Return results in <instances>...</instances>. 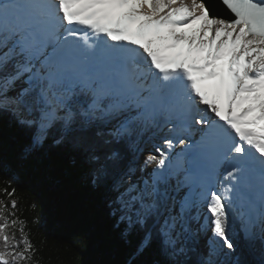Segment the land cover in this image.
Here are the masks:
<instances>
[{
	"label": "snow or ice",
	"instance_id": "1",
	"mask_svg": "<svg viewBox=\"0 0 264 264\" xmlns=\"http://www.w3.org/2000/svg\"><path fill=\"white\" fill-rule=\"evenodd\" d=\"M219 2L0 0V171L85 187L137 264H264V0Z\"/></svg>",
	"mask_w": 264,
	"mask_h": 264
},
{
	"label": "trees",
	"instance_id": "2",
	"mask_svg": "<svg viewBox=\"0 0 264 264\" xmlns=\"http://www.w3.org/2000/svg\"><path fill=\"white\" fill-rule=\"evenodd\" d=\"M10 137L16 143L24 142L22 135L10 133ZM65 166L70 164L66 162ZM13 190L14 195H10ZM13 200L16 209L3 210L8 214L7 231L17 237L23 234L34 246L35 260L30 254L22 264H137L134 249L138 236H124L100 213L83 211L84 205H90L91 194L79 183H40L27 172L19 173L14 181L0 171V203L10 206ZM12 218L17 220L14 226ZM237 243V254L230 258L232 264H237V258L254 261L240 239Z\"/></svg>",
	"mask_w": 264,
	"mask_h": 264
},
{
	"label": "rangeland",
	"instance_id": "3",
	"mask_svg": "<svg viewBox=\"0 0 264 264\" xmlns=\"http://www.w3.org/2000/svg\"><path fill=\"white\" fill-rule=\"evenodd\" d=\"M159 142H160L159 141V137H154L151 134V135H149V137L147 138V140L145 142H143V146L146 147V148H148V149H151L154 143H159ZM149 154H155V153H150V152H145L144 153V155H149ZM149 167L150 168H155L156 165L155 164H152V165H149ZM4 205H5L4 203H0V209L4 210L5 209ZM235 226H236L237 231H238L239 228H240L239 222H237L235 224ZM240 242H241L242 246L245 248V250L247 252H249V254L251 255V257L253 259H255V260L258 259V256L256 255V253L252 250V248L248 245V243L245 240H243L242 238H240Z\"/></svg>",
	"mask_w": 264,
	"mask_h": 264
},
{
	"label": "water",
	"instance_id": "4",
	"mask_svg": "<svg viewBox=\"0 0 264 264\" xmlns=\"http://www.w3.org/2000/svg\"><path fill=\"white\" fill-rule=\"evenodd\" d=\"M211 8L214 13H219L221 15H227L228 13L224 10L219 2V0H210Z\"/></svg>",
	"mask_w": 264,
	"mask_h": 264
}]
</instances>
